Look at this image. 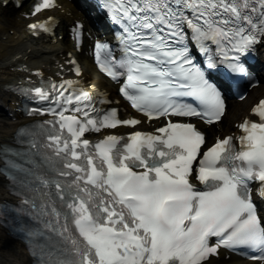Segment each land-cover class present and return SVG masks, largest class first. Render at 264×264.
Wrapping results in <instances>:
<instances>
[{"label":"snow or ice","instance_id":"snow-or-ice-1","mask_svg":"<svg viewBox=\"0 0 264 264\" xmlns=\"http://www.w3.org/2000/svg\"><path fill=\"white\" fill-rule=\"evenodd\" d=\"M56 6L39 0L34 12ZM102 7L119 30L116 45L96 41V63L141 115L102 107L109 97L79 79L31 87L34 98L51 101L33 109L51 114L38 126L51 151L42 153L47 170L34 174L38 183L18 181L17 211L43 218L48 231H20L51 241L44 264H213L223 249H255L251 259L264 264L256 202L264 199V98L251 109L258 119L245 117L238 136L209 144L193 120L221 121L233 74L251 75L246 61L264 44V0H103ZM54 27L49 18L29 30ZM69 63L79 78L80 64ZM144 120L163 122L146 131L136 127ZM120 126L131 130L118 134ZM36 127L19 132L34 135ZM88 132L101 135L90 140ZM7 209L0 206L6 224Z\"/></svg>","mask_w":264,"mask_h":264},{"label":"bare ground","instance_id":"bare-ground-1","mask_svg":"<svg viewBox=\"0 0 264 264\" xmlns=\"http://www.w3.org/2000/svg\"><path fill=\"white\" fill-rule=\"evenodd\" d=\"M8 14V12H4ZM19 24L15 23L13 28H19ZM7 29V27H5ZM26 45L22 44V46L8 48L6 47L5 42H0V87L6 83L7 79L11 76L9 72V68L14 65L15 56L19 53H22L23 56L26 55L24 53ZM61 49L60 44L52 45L47 47L42 52L44 55H56L57 52ZM257 96H261L264 94V86L260 90H255ZM9 98L8 95H4L0 93V100L7 101ZM255 101V97H251L248 101L244 103L234 104L231 107V115L229 116L230 120L237 121L239 118L244 115L250 104ZM17 124L10 123H0V145L2 143L7 142L8 138L15 131ZM4 179L0 174V200L8 199L9 194L7 192L6 187L4 186ZM29 259L26 256V249L23 245H21L18 241H14L9 237V234L6 230L0 227V264H28Z\"/></svg>","mask_w":264,"mask_h":264}]
</instances>
